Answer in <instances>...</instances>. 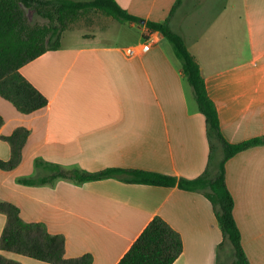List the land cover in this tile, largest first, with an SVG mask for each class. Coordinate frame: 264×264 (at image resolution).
Segmentation results:
<instances>
[{
    "label": "crops",
    "instance_id": "0c3cea01",
    "mask_svg": "<svg viewBox=\"0 0 264 264\" xmlns=\"http://www.w3.org/2000/svg\"><path fill=\"white\" fill-rule=\"evenodd\" d=\"M116 1L145 22L168 20L182 35L227 141L264 136V0H127L124 7ZM85 19L84 26L74 28L78 20L64 32L59 49L20 69L48 99L45 108L26 114L0 95V159L12 156L3 136L29 131L19 166L0 169V199L17 205L24 221L64 236L68 258L91 254L93 264H118L160 217L182 238L174 264H228L224 252L219 262L223 234L202 193L115 178L17 183L35 175L36 159L66 170L140 169L185 179L207 169L206 118L170 42L149 33L145 23L122 24L102 13ZM124 34L131 39L123 40ZM147 43L150 50L128 54ZM226 182L247 258L264 264V145L231 158ZM6 223L0 213V240ZM0 255L49 264L14 252Z\"/></svg>",
    "mask_w": 264,
    "mask_h": 264
},
{
    "label": "trees",
    "instance_id": "16d2710c",
    "mask_svg": "<svg viewBox=\"0 0 264 264\" xmlns=\"http://www.w3.org/2000/svg\"><path fill=\"white\" fill-rule=\"evenodd\" d=\"M28 10L47 23L32 24L27 15ZM94 13H102L122 24H141L143 21L123 9L116 0H0V95L26 114L45 108L48 99L22 76L20 69L44 53L59 49L64 32L78 20ZM145 26L149 33L159 32L170 42L175 56L182 64L187 82L193 89L199 111L206 118L210 155L205 172L195 179L177 178L140 169L107 168L86 172L79 169L66 170L61 165L36 159L35 175L20 177L17 183L42 186L53 184L58 179H66L82 184L115 178L127 183L178 187L202 193L212 204L223 234V241L219 246V262L224 252L229 256L228 264H250L234 217V199L226 182V164L237 154L264 145V136L238 143L227 141L221 131L218 109L208 95L199 63L188 50L182 35L169 25L168 20L146 21ZM3 122L0 115V126ZM28 136L27 129H19L10 136H3L11 145L12 156L8 161L0 159L1 170L11 171L19 166ZM0 213L7 217L0 250L49 264H93L91 254L66 257L64 236L49 233L41 223L24 221L17 205L0 199ZM226 245H229L228 251L225 250ZM182 252L180 234L162 218L156 217L118 264H174ZM0 264L21 263L0 255Z\"/></svg>",
    "mask_w": 264,
    "mask_h": 264
},
{
    "label": "rangeland",
    "instance_id": "374dc122",
    "mask_svg": "<svg viewBox=\"0 0 264 264\" xmlns=\"http://www.w3.org/2000/svg\"><path fill=\"white\" fill-rule=\"evenodd\" d=\"M119 2L121 3V5H123V7L126 5V3H128L127 0H119ZM27 15H28V18H29V20L31 21L32 24H40V25H44V24L47 23L46 20H44V19L38 17V16H37L36 14H34V12L31 11V10H28V11H27ZM86 19H87V18H86ZM86 19H85V18L80 19V21H79L77 24L74 25V28H78L79 26H80V27L84 26V24L87 22ZM131 37H132V36L129 37V35H125V34H124L123 37H122V39H123V40H129V39H131ZM225 250H226V251L229 250V245H226Z\"/></svg>",
    "mask_w": 264,
    "mask_h": 264
},
{
    "label": "built area",
    "instance_id": "2783aa9c",
    "mask_svg": "<svg viewBox=\"0 0 264 264\" xmlns=\"http://www.w3.org/2000/svg\"><path fill=\"white\" fill-rule=\"evenodd\" d=\"M150 48H151V44L150 43H147L143 47H141L139 49V51L136 50L135 48H129L127 50V52H128L129 55H135V54H139V53H144V52L150 50Z\"/></svg>",
    "mask_w": 264,
    "mask_h": 264
},
{
    "label": "water",
    "instance_id": "95a60500",
    "mask_svg": "<svg viewBox=\"0 0 264 264\" xmlns=\"http://www.w3.org/2000/svg\"><path fill=\"white\" fill-rule=\"evenodd\" d=\"M145 22L144 21H142V24H144Z\"/></svg>",
    "mask_w": 264,
    "mask_h": 264
}]
</instances>
